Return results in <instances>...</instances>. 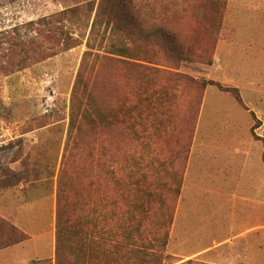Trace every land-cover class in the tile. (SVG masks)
<instances>
[{
	"label": "rangeland",
	"instance_id": "1",
	"mask_svg": "<svg viewBox=\"0 0 264 264\" xmlns=\"http://www.w3.org/2000/svg\"><path fill=\"white\" fill-rule=\"evenodd\" d=\"M100 3L0 0V218L31 236L14 256L55 252L58 176L84 52L88 45L133 44L153 55L158 68L196 83L160 75L153 80L165 90L138 99L141 121L153 122L154 131L142 139L140 169L127 164L123 237L111 210L105 225L94 220L87 239L77 240L83 252L76 254L73 236L75 252L64 264H144L154 255L173 264H264V110L263 119L250 110L260 101L246 80L252 71L264 79V67L236 72L215 64L227 0H131L126 7L140 27L135 43L125 28L116 34L105 19L97 24ZM152 26L175 35L187 59L159 40H142L141 29ZM206 80L239 88L243 102L215 85L201 88Z\"/></svg>",
	"mask_w": 264,
	"mask_h": 264
},
{
	"label": "trees",
	"instance_id": "2",
	"mask_svg": "<svg viewBox=\"0 0 264 264\" xmlns=\"http://www.w3.org/2000/svg\"><path fill=\"white\" fill-rule=\"evenodd\" d=\"M130 1L101 0L96 22L99 19L97 24H101L105 19L116 34L121 27L125 28L129 40L135 43L133 38L140 27L133 8L126 7ZM141 32L142 40H159L167 51L172 50L181 59H187V49L164 27L152 26L141 29ZM175 44L179 47H174ZM151 56L148 51L133 44L111 46L105 50H95L88 45L83 54L73 86L68 137L58 176L55 264H64V256L75 252L74 244H71L75 235L76 254L78 249L83 252V247L77 246V240L87 239L90 234L88 226L94 220L105 225L111 210L116 215L117 237H123L121 227H126L122 222L126 217H122L121 207L122 193L127 185V164L140 169L142 139L148 134L151 140V130L154 131L153 122L143 125L138 99L145 94L144 98L148 101L158 89L165 90L153 80L160 75L195 82L186 75L158 68ZM210 85L233 93L238 103L243 102L239 88L225 87L212 80L201 81L200 86L206 89ZM151 111L148 110L145 118L147 122L152 117ZM192 136L190 130L188 138L192 139ZM127 156H131L132 163H128ZM132 211L131 215L135 217L138 210L132 208ZM93 229L97 230L96 227ZM102 235L107 237V229L101 232ZM163 235L167 238L168 233ZM27 238L28 235L18 227L0 218V249ZM166 244V240L162 241L160 251ZM154 256L155 259L144 264H173L163 263L161 256Z\"/></svg>",
	"mask_w": 264,
	"mask_h": 264
},
{
	"label": "crops",
	"instance_id": "3",
	"mask_svg": "<svg viewBox=\"0 0 264 264\" xmlns=\"http://www.w3.org/2000/svg\"><path fill=\"white\" fill-rule=\"evenodd\" d=\"M215 64L220 68L235 66L237 68L236 72L238 68L246 70L245 68L264 67V0H227L223 11L222 28L216 44ZM235 74L233 73L234 77ZM247 76L246 80L249 83H255L251 87V92H254L260 101L255 103L260 107H251L250 110L255 112L258 119H263L259 115V110H264V79L257 78L256 71H252ZM226 81H229V79H226ZM14 224L26 233L28 238L0 249V264H32L34 262L41 264L47 259L51 261L53 259V264H55L54 251L48 258L31 256L25 259L24 257L19 258L18 255L14 256L16 254L14 252L15 248L24 245L31 239L25 229L18 226L16 222ZM54 235L53 228L52 248H54ZM9 257L14 258L12 259L13 262ZM246 257L251 258L248 255Z\"/></svg>",
	"mask_w": 264,
	"mask_h": 264
}]
</instances>
